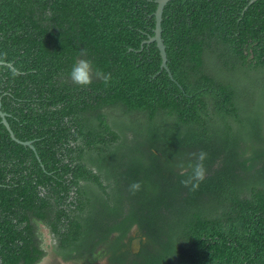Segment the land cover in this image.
I'll return each instance as SVG.
<instances>
[{"label":"trees","instance_id":"1","mask_svg":"<svg viewBox=\"0 0 264 264\" xmlns=\"http://www.w3.org/2000/svg\"><path fill=\"white\" fill-rule=\"evenodd\" d=\"M155 7L0 0L1 110L33 145L0 117V264H264V0H169L174 79ZM81 49L108 85L69 79Z\"/></svg>","mask_w":264,"mask_h":264},{"label":"clouds","instance_id":"2","mask_svg":"<svg viewBox=\"0 0 264 264\" xmlns=\"http://www.w3.org/2000/svg\"><path fill=\"white\" fill-rule=\"evenodd\" d=\"M87 50L81 49L80 56L72 65L71 71L68 76L71 81L81 87L89 86L93 82V77L101 79L105 85H108L112 80L111 73H103L94 68V63L91 59L87 58ZM3 61V57L0 56V62ZM194 158V163H189L187 167L185 165H178V174L186 176V179L181 180V184L195 191L199 188L200 183L204 181L207 175V169L205 168V161L208 158V154L200 150L191 154ZM190 170V172H189ZM142 188L140 181L133 182L129 185L128 190L131 194L135 195Z\"/></svg>","mask_w":264,"mask_h":264},{"label":"water","instance_id":"3","mask_svg":"<svg viewBox=\"0 0 264 264\" xmlns=\"http://www.w3.org/2000/svg\"><path fill=\"white\" fill-rule=\"evenodd\" d=\"M169 0H154V2L156 3V7H155V10L153 12L154 14V20H155V24H154V28H153V35H150L148 37L147 40L143 41V42H155L156 43V47L158 48L159 50V55H160V68L161 69H165L168 73V76L171 78V79H174L168 66H167V54H166V51H165V44L163 42V38L161 36V21H162V12H163V9H164V6L166 5V3L168 2ZM255 0H249V3L253 2ZM2 63V62H0ZM6 116V113L3 112L1 110V103H0V117H1V122L5 125V127L9 130L10 132V135L12 138H14L16 141L20 142V143H23V144H27L29 146H33L32 145V141H21V140H18L17 138H15L13 132L11 131L10 127H9V124L5 118ZM139 248V239L138 238H135L132 240V243H131V250L136 252Z\"/></svg>","mask_w":264,"mask_h":264},{"label":"rangeland","instance_id":"4","mask_svg":"<svg viewBox=\"0 0 264 264\" xmlns=\"http://www.w3.org/2000/svg\"><path fill=\"white\" fill-rule=\"evenodd\" d=\"M67 264H77V263L72 262V263H67ZM93 264H108V263L106 262L105 258H103V259H100V260L95 261Z\"/></svg>","mask_w":264,"mask_h":264},{"label":"flooded vegetation","instance_id":"5","mask_svg":"<svg viewBox=\"0 0 264 264\" xmlns=\"http://www.w3.org/2000/svg\"><path fill=\"white\" fill-rule=\"evenodd\" d=\"M47 243V242H46Z\"/></svg>","mask_w":264,"mask_h":264}]
</instances>
